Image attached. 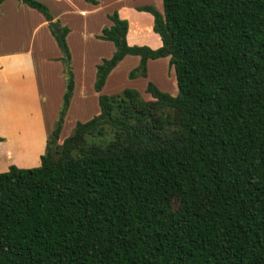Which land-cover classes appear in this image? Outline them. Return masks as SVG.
<instances>
[{"label":"trees","instance_id":"1","mask_svg":"<svg viewBox=\"0 0 264 264\" xmlns=\"http://www.w3.org/2000/svg\"><path fill=\"white\" fill-rule=\"evenodd\" d=\"M4 0H0V4ZM49 24L44 5L16 0ZM95 5L94 0H82ZM160 47L127 46L115 12L95 38L98 113L59 139L73 90L67 29L64 90L39 166L0 173V264H264V0H159ZM137 56L167 58L176 94L151 82L100 94Z\"/></svg>","mask_w":264,"mask_h":264},{"label":"crops","instance_id":"2","mask_svg":"<svg viewBox=\"0 0 264 264\" xmlns=\"http://www.w3.org/2000/svg\"><path fill=\"white\" fill-rule=\"evenodd\" d=\"M33 1L45 6L52 22L58 21L60 26L68 30L64 41L66 47L69 46L71 49L79 43L91 40L90 44L108 48L109 52L104 56L105 59L111 57L114 51L113 45L108 41L95 38L103 29V24L97 28L90 24L91 19L97 16L100 11H104L106 19L104 25L107 28L110 26V22L106 15L112 12H115L119 19L126 21L125 42L127 46H144L151 50L160 47V39L152 31V16L141 10L143 7L150 6L161 14L162 6L159 0H113L108 4L104 3L105 0H94L95 5L82 0ZM78 32L81 33V38H78ZM129 57L125 56L121 61L128 60ZM60 58V49L48 29V23L40 13L16 0H4L0 4V138L2 139L0 154L5 161L4 165L0 167V173L5 172L10 165H14L18 169L39 166V157L43 154L46 136L51 129L46 128V122L48 116L50 119L52 111L55 110V103L50 106L51 110L47 108V97L53 93L50 68L55 67L57 71L62 72V68L58 70L59 63H61ZM153 61L155 60L146 62V76L147 67ZM100 62L101 60H97L93 65L96 66ZM138 62L139 58L137 57L136 65ZM94 66L90 70L88 82L90 92L93 93L88 101L95 108L98 94L92 88L95 76ZM116 66L107 75L102 89L109 84L110 79L114 76L113 70ZM72 76V95H74L78 85L73 72ZM54 79L59 81V86L61 85L64 90V83L61 84L58 75ZM145 87L146 84L143 90ZM102 89L100 94L105 91ZM60 102L61 100L58 101L57 108H59ZM95 111L97 112L95 114L93 112V116L98 113V107ZM54 118L56 119V115ZM27 125L32 127V133H27L24 130ZM62 139L60 138V140ZM14 140L20 143H32L33 152L29 159L20 161L15 156H8L9 151L6 146Z\"/></svg>","mask_w":264,"mask_h":264},{"label":"rangeland","instance_id":"3","mask_svg":"<svg viewBox=\"0 0 264 264\" xmlns=\"http://www.w3.org/2000/svg\"><path fill=\"white\" fill-rule=\"evenodd\" d=\"M113 0H105L104 3H112ZM104 11H100L97 16L91 19L90 22L92 27L97 28L100 24H103V28H107L105 23ZM78 38H81V33L78 32ZM91 40L86 43H79L71 49L67 47L71 70L76 78V84L78 85L77 90L72 95L70 101V107L68 108L66 115L63 120L62 129L60 132V138H65L73 128L75 122H84L93 117V112L95 114L97 104L95 103V108L90 104L89 97L92 95L91 89L88 87V82L90 78V70L95 62L102 61L105 59V55L109 52L108 48L100 47L98 45L90 44ZM61 52V51H60ZM136 59V60H135ZM58 67V70L62 68V64ZM134 64V65H132ZM137 64V57L130 56L128 60L124 59L121 61L116 68L113 70V77L110 79L108 85H105L104 92L106 96L114 95L120 93L123 89H134L136 90L142 99L148 101L150 97L145 94L144 86L147 82L153 83L160 91L165 92L171 96L176 94V88L174 84V76L172 69L167 64V59H158L150 62L147 67L146 78H136L128 79L127 73L133 69ZM95 68V66H94ZM63 69V68H62ZM50 80L52 81L53 89L52 94L48 95L47 102L49 110H51V105L55 103V110L52 111V116L46 122V128H52L53 122L55 120L54 116L57 113L58 101L61 100L62 86H59V81L54 78L58 75L61 84H63L62 72L57 71L55 67L50 68ZM90 90H89V89ZM93 91V90H92ZM112 92V93H111ZM115 92V93H114ZM61 103V102H60ZM60 106V105H59ZM58 106V107H59ZM95 109V110H94ZM54 119V120H53ZM73 124V125H72ZM31 126L27 125L24 130L27 133H32ZM31 135V134H30ZM2 139L0 138V142ZM32 143L26 144L24 142L12 141L7 146L6 149L9 151L8 156H15V158L20 159V161H26L30 158L33 150L31 149ZM3 152V151H2ZM4 157L0 154V167L5 163ZM14 166V165H13Z\"/></svg>","mask_w":264,"mask_h":264},{"label":"water","instance_id":"4","mask_svg":"<svg viewBox=\"0 0 264 264\" xmlns=\"http://www.w3.org/2000/svg\"><path fill=\"white\" fill-rule=\"evenodd\" d=\"M48 25H49V27L51 28V30L53 31L54 35L57 37L59 44L62 45V38H61V35H60V33L58 32V30L56 29L54 23H53V22H50Z\"/></svg>","mask_w":264,"mask_h":264}]
</instances>
